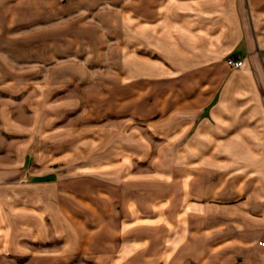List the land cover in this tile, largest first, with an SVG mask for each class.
<instances>
[{"label":"crops","instance_id":"0c3cea01","mask_svg":"<svg viewBox=\"0 0 264 264\" xmlns=\"http://www.w3.org/2000/svg\"><path fill=\"white\" fill-rule=\"evenodd\" d=\"M262 235L264 0H0V264H264Z\"/></svg>","mask_w":264,"mask_h":264},{"label":"built area","instance_id":"2783aa9c","mask_svg":"<svg viewBox=\"0 0 264 264\" xmlns=\"http://www.w3.org/2000/svg\"><path fill=\"white\" fill-rule=\"evenodd\" d=\"M225 63L230 67H237L241 64L242 59L238 56H227L224 58ZM259 244H264V239L258 241Z\"/></svg>","mask_w":264,"mask_h":264},{"label":"rangeland","instance_id":"374dc122","mask_svg":"<svg viewBox=\"0 0 264 264\" xmlns=\"http://www.w3.org/2000/svg\"><path fill=\"white\" fill-rule=\"evenodd\" d=\"M239 57V56H238ZM241 58V57H240ZM262 132V131H261ZM207 164H210V163H207ZM209 202H213L212 200H210ZM208 206H210L209 205V203L208 204H205V207H208ZM191 211H190V213H192V212H194V216H196L195 214H196V209H190ZM194 210V211H193ZM261 239H264V235H262L258 240H257V242L259 241V240H261ZM259 244V243H258Z\"/></svg>","mask_w":264,"mask_h":264}]
</instances>
